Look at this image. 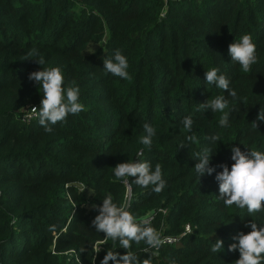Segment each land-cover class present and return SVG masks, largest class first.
Returning <instances> with one entry per match:
<instances>
[{
	"label": "trees",
	"instance_id": "obj_1",
	"mask_svg": "<svg viewBox=\"0 0 264 264\" xmlns=\"http://www.w3.org/2000/svg\"><path fill=\"white\" fill-rule=\"evenodd\" d=\"M244 34L256 45L257 63L248 73L228 54ZM32 49L45 60L41 68H61L65 87L75 82L85 107L51 133L36 116L21 120L42 99L28 79L40 70ZM117 49L128 60L130 80L103 68ZM212 67L237 99L206 83ZM216 95L229 100L228 127L219 125L222 113L196 110ZM260 109L264 0H0V264H100L107 250L125 254L91 224L98 215L92 206L108 193L117 205L130 204L138 221L150 214L165 240L148 252L143 241L132 242L139 260L235 264L239 252L228 250L238 243L233 237L251 231L245 227L251 221L264 225V210L226 206L215 176L218 165L234 163L232 147L264 152ZM188 115L191 132L182 124ZM145 123L156 128L150 150L141 143ZM216 133L217 143L206 139ZM187 135L198 142L179 148ZM203 148L215 170L199 179L192 152ZM137 158L153 170L161 165L162 192L136 185L134 177L130 187L115 178L116 164ZM217 239L223 246L216 254Z\"/></svg>",
	"mask_w": 264,
	"mask_h": 264
},
{
	"label": "clouds",
	"instance_id": "obj_2",
	"mask_svg": "<svg viewBox=\"0 0 264 264\" xmlns=\"http://www.w3.org/2000/svg\"><path fill=\"white\" fill-rule=\"evenodd\" d=\"M228 54L231 61L238 63L243 72H250L251 66L257 63L256 45L253 43L252 35L244 34L238 41L233 40L228 45ZM29 56L38 57L35 60L40 66V70L31 72L28 79L35 81L42 92L39 108L32 107L30 111L38 118V123L45 132L51 133L53 132L52 125L66 122L69 114L78 115L85 111V107L79 102L80 90L78 86H74L75 82H70L67 87L64 86V75L60 67L41 68L45 64V60L39 56L36 49H32ZM103 65V68L115 77L124 80L132 78L127 71L128 60L118 49L111 59L103 60ZM218 73L219 70L212 67L205 71L204 80L207 84L227 92L232 99H237V92L229 87L227 77ZM208 109L212 112L222 113L219 118L221 127L229 126L231 109L229 100L224 95H216L204 103H198L196 110L205 112ZM256 121H264V110L258 111ZM193 123L191 115L185 116L182 120L183 127L188 132H191ZM252 124L257 128L255 121ZM143 129L146 135L141 138V143L150 150L156 128L145 123ZM206 139L217 143L221 138L219 133H216ZM197 142L196 136L187 135L178 147H188L189 143ZM231 153V160L234 163L230 168L226 164L218 165L221 171L215 176L219 190L217 198L222 200L226 206L235 205L241 209L246 208L249 214L264 210V152L259 150L241 151L240 147H232ZM139 155H142V151ZM210 155L208 148L192 152L193 160L197 161L194 164V169L199 179L205 174L211 175L215 170L214 167L209 166ZM113 169L115 178L129 187L130 177H134V183L142 188L152 186V191L156 193L162 192L166 186L159 163L153 170L149 162L137 158L118 163ZM92 207L98 211V215L91 221L95 230L104 233L106 239L118 241L120 248L125 250L123 255H119L114 250H107L100 264H109V261H113V264H152L151 256L141 261L138 259V255L130 250L132 242L143 241L148 246L145 252H148V249L158 250L165 242L161 233L151 226L150 214L145 219L138 221L128 210L130 204L117 205L111 193L102 199L101 205ZM245 227H250L251 231L241 232L233 237V240L238 243H232L228 248L230 252H239V258L235 264H264V225L258 226L257 223L251 221ZM211 244V251L217 254L222 249L223 241L217 239L215 243ZM154 254L156 253H152V255ZM171 264H175V261L173 260Z\"/></svg>",
	"mask_w": 264,
	"mask_h": 264
},
{
	"label": "built area",
	"instance_id": "obj_3",
	"mask_svg": "<svg viewBox=\"0 0 264 264\" xmlns=\"http://www.w3.org/2000/svg\"><path fill=\"white\" fill-rule=\"evenodd\" d=\"M30 109L24 115L21 116V120L28 121L34 117V114L30 111ZM166 242H170V240H166Z\"/></svg>",
	"mask_w": 264,
	"mask_h": 264
},
{
	"label": "rangeland",
	"instance_id": "obj_4",
	"mask_svg": "<svg viewBox=\"0 0 264 264\" xmlns=\"http://www.w3.org/2000/svg\"><path fill=\"white\" fill-rule=\"evenodd\" d=\"M34 117H35V115H34ZM34 117H33V118H34Z\"/></svg>",
	"mask_w": 264,
	"mask_h": 264
}]
</instances>
